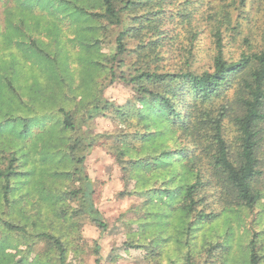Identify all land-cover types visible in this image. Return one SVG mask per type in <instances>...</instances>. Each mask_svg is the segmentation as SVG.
Segmentation results:
<instances>
[{
	"label": "trees",
	"instance_id": "trees-1",
	"mask_svg": "<svg viewBox=\"0 0 264 264\" xmlns=\"http://www.w3.org/2000/svg\"><path fill=\"white\" fill-rule=\"evenodd\" d=\"M246 2L240 0V7ZM22 3L27 29L42 30L49 38L34 40L28 50L44 64L48 78L60 87L69 73L67 57L60 53L52 56L48 49L54 35L56 42L62 41L64 22L72 20L78 28L83 27L81 33L86 41L82 45L90 55H94L92 49L98 50L101 39L117 30L112 59L119 71L112 66V76L131 85L136 97L114 110L123 124L112 135L110 150L124 179L136 180L134 193L144 197L148 207L140 219L139 231L128 245L145 249V257L154 264H163L160 248L169 242H178L182 247L174 259L180 264H264L261 234L254 232L248 238L242 260L234 251L236 244L230 242L233 239L237 243L236 232L238 237L248 232L247 213L264 205V50L239 58L224 56L228 29L240 25L234 24L233 4L229 0H22ZM37 8L41 9L40 14ZM197 14L198 19L211 25L216 44L212 64L204 70L194 68V43L206 26L195 23ZM181 34L186 40L181 39ZM179 39L186 58L177 68H166L163 61L167 52L176 48ZM95 58L98 57L89 58L90 64L101 63ZM23 74L22 68L15 64L6 72L0 70V101L7 110L4 118H14L15 124L27 118L18 114L22 99L15 84ZM97 107L95 110L101 112L102 107ZM60 112L63 118L57 128L59 135L76 132L77 123L71 111L61 107ZM7 129L16 127L13 124ZM26 131L19 136H27ZM73 141L67 156L72 164L79 165L82 162L76 151L80 140ZM49 145L63 155L60 143ZM17 160L15 152H0V227L7 232L0 238V264H47L49 259L54 264H70L62 237L51 231L32 232L10 215L16 209V183L22 172ZM55 161L56 158L54 165ZM56 169L59 168L55 166ZM64 173L74 175L71 180H77L82 170L76 167L72 174ZM45 188L57 200L56 204L80 199L81 208L91 212L93 222L100 229L107 228L88 198L89 185L63 192L54 186ZM62 207L65 213L69 211ZM162 214L170 220L169 224L161 221ZM221 217L229 221L223 234L208 239L205 234L200 235ZM173 219L179 220L177 230ZM12 234L28 236L35 243H47L53 255L49 250L45 258H34L32 262L29 257L14 260L2 251Z\"/></svg>",
	"mask_w": 264,
	"mask_h": 264
},
{
	"label": "rangeland",
	"instance_id": "rangeland-1",
	"mask_svg": "<svg viewBox=\"0 0 264 264\" xmlns=\"http://www.w3.org/2000/svg\"><path fill=\"white\" fill-rule=\"evenodd\" d=\"M229 2L233 4L234 24L240 25L228 29L224 56L227 59L239 58L243 54L264 50V0H247L243 7H240V0ZM22 10V0H0V70L6 72L14 64L22 68L24 74L15 83L22 99V110L18 114L27 117L16 124L14 118H4L7 110L3 109L0 101V152H15L18 157L16 164L22 171L16 183V209L10 215L32 232L51 231L62 237L68 247L70 264H154L145 257V249L128 245L133 234L139 231L140 219L148 207L145 206V198L134 193L136 180L124 179L123 171L110 150L112 135L123 124L121 118L115 117L114 110L136 97L131 85L112 76V66L119 71L117 62L112 59L116 52L117 30L105 40L101 39L98 50L92 49L94 55H90L82 45L86 41L81 33L83 27L78 28L77 23L66 20L62 41L56 42L54 35L48 49L52 56L60 53L67 57L69 73L65 74L66 79L60 87L48 78L44 64L28 50L34 40L47 41L49 38L42 30L36 32L34 27L28 30L29 24H26L27 29ZM42 11L45 13L46 9ZM37 13H41L40 8H37ZM199 15H195V23L205 26L203 19H198ZM13 26L20 29H13ZM201 29L203 32L194 43V68L198 70L209 68L216 53L211 25ZM181 36L186 40L184 35ZM181 39L175 43L176 48L168 50L164 67L174 69L180 62L183 64L186 55L181 48ZM91 56H97L95 59L101 63L90 64ZM95 106L102 107L101 112L95 110ZM61 107L71 111L77 123L76 132L59 135L57 128L63 118ZM13 124L16 129L9 131L7 126ZM25 129L28 130L27 136L20 137ZM76 138L80 140L76 151V157L82 162L79 165L72 164L67 156ZM54 142L61 144L60 154L63 155L53 147L49 148V143L53 146ZM55 166L59 168L56 169L58 172L54 170ZM76 167L82 170L78 174L80 179L71 180L74 175L67 176L64 172L71 171L72 174ZM85 184L90 186L88 198L94 210L100 212L107 224L104 230L93 222L88 209L81 208L80 199L71 203L65 201L63 205L69 210L65 213L63 205L56 204L57 200L45 188L54 186L55 190L63 192L69 188H82ZM71 208L76 210L71 211ZM161 221L170 222L165 214H162ZM228 223L221 217L205 227L200 235L205 234L208 239L223 234ZM173 224H177V230L179 220L173 219ZM246 224L248 232L240 237L236 232L235 238L240 240L237 239V243L233 239L230 241L236 244L234 251L241 260L248 238L254 232L264 236V205L247 213ZM6 234L0 227V238ZM9 242L2 251L14 260L29 257L28 261L32 262L34 258H45L44 254L49 250L53 255L47 243H35L28 236L12 234ZM181 248L178 242L164 244L160 248L162 263L180 264L174 259ZM47 262L54 264L51 259Z\"/></svg>",
	"mask_w": 264,
	"mask_h": 264
}]
</instances>
